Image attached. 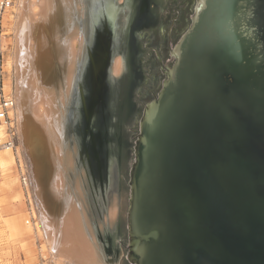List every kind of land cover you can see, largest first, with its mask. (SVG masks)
Wrapping results in <instances>:
<instances>
[{"label":"water","instance_id":"obj_1","mask_svg":"<svg viewBox=\"0 0 264 264\" xmlns=\"http://www.w3.org/2000/svg\"><path fill=\"white\" fill-rule=\"evenodd\" d=\"M147 34L151 85H143L130 173V263L264 264V0H170ZM108 60L93 72L96 85ZM107 79L118 88V78Z\"/></svg>","mask_w":264,"mask_h":264},{"label":"bare ground","instance_id":"obj_2","mask_svg":"<svg viewBox=\"0 0 264 264\" xmlns=\"http://www.w3.org/2000/svg\"><path fill=\"white\" fill-rule=\"evenodd\" d=\"M85 5L84 0H14L7 29L8 43H4L7 47L4 86L6 94L14 100L10 117L17 133V151L29 173L36 214L38 211L41 233L38 237L44 240L42 250L52 264H111L99 249L89 218L83 193L85 180L74 175L75 149L72 150L68 134L70 106L82 109L85 124H90L94 113L89 115L81 84H78L79 92L76 90L77 100L74 98L87 44L85 19L82 28L78 25L86 16ZM125 16L123 12L118 21L121 25L126 23ZM95 20L92 40H97L99 31ZM98 23L101 27L105 19L98 18ZM125 70L123 57H115L110 66L111 75L120 77ZM79 97L82 106L78 105ZM95 101L93 98L91 105ZM112 105L116 112V105ZM0 136L1 139L6 136L3 125ZM3 144L0 143V168L8 169L16 163V157L13 149ZM109 162L111 172L115 161ZM115 214L114 207L109 217L111 222Z\"/></svg>","mask_w":264,"mask_h":264},{"label":"rangeland","instance_id":"obj_3","mask_svg":"<svg viewBox=\"0 0 264 264\" xmlns=\"http://www.w3.org/2000/svg\"><path fill=\"white\" fill-rule=\"evenodd\" d=\"M84 1L86 3V16L79 20L78 24L82 28L85 25L82 24V21L85 19L87 44L80 62L81 71L87 67L88 60L92 56V53H95L94 61L98 63V65L93 63L94 71L98 68L103 69V66H99V63H106V58H109L108 62L110 61V66L115 57L117 58L118 56H122L127 64V58L124 54L119 53L115 56L112 55L114 48L119 52L121 51L120 49H122V47L120 48L117 45L113 46V42L118 41L119 43L121 38V31L115 32V21L117 23L124 12L126 14L125 19L127 27L129 25L128 21L132 15V9H129L131 8L129 7L130 3L134 2L135 5H140L142 4V0H113L112 5L115 7L114 9L112 8L113 13H110V16L104 18L106 21L101 27L98 25V18L100 17H98L97 14L99 11L96 10L95 15L89 10L90 2L92 4L94 3L96 6L97 0ZM169 1L170 0H156V11L159 22ZM94 9L98 8L94 7ZM119 11L122 12L119 13V15H116ZM92 15L94 16V21H92ZM95 18L97 19V30L99 31L96 32L97 40L96 45L93 48L89 44L88 33L90 22L94 25L96 23ZM157 27L158 25L156 28ZM7 43L8 40L5 41V44ZM150 47L151 35L142 34V38L139 39V49L141 59H143L142 68L144 79L140 86H136L135 89H133L131 96L129 95L130 103L134 109H132L131 114L127 116V119L122 120L124 116L122 112V116L118 114L120 113L119 108L122 100L120 97L121 92L117 87L114 89V84H112L113 86L110 85L109 79H107L109 75H111L110 66L107 67L108 70L105 72L103 84H97L98 87H101V93L98 97H94V99L96 98V101L93 105H91L92 100L90 97L95 93L96 81L89 78L88 70V78L85 77V80L83 79L81 82H76V89L74 92L77 89L79 90L78 84H81L80 86H82L87 107H97L94 111L95 114L93 113L91 116L90 126L88 125L87 127V124L84 122V112L82 109L79 110L76 109V106H70V128L68 134L72 150L74 151L75 149L76 167L74 165V170L77 171H74V175L76 173L75 178L83 176L82 178L85 180L83 193L85 194L89 218L93 226L99 249L103 257H105L111 264H132L128 259L129 236L126 216L130 197V173L135 163V144L139 134L140 120L142 118L143 85H151ZM6 55L7 51L5 57ZM5 61L7 63L6 59ZM82 74L84 78L85 69L84 72L82 71L81 75ZM111 86L113 90L110 89ZM77 91L76 94H74L76 100ZM113 103L116 105V112L113 110ZM80 104L81 101L79 98L78 105L82 106ZM113 123H118L114 131H112ZM112 133L115 135L113 137L115 140L113 144L109 139V135ZM5 137L6 136H3L1 139L0 136V143L5 142ZM1 152L2 150L0 149V154H2ZM15 157L17 161V153H15ZM22 158L21 161L27 172L25 161ZM110 160L115 161L114 168L116 170L117 180L114 181L110 175L111 172L108 171L110 168ZM16 163L8 169L0 168V264H35L39 256V244H42L43 246L44 240L42 237H38L41 235L37 223L38 211L37 214L35 213L34 222H29L27 204L20 186L19 177L16 171ZM27 175L29 177L28 172ZM30 194L33 197L32 190L30 191ZM113 206L115 207L116 214L111 222L109 217L110 213L114 210ZM50 261L46 264H52V261Z\"/></svg>","mask_w":264,"mask_h":264},{"label":"flooded vegetation","instance_id":"obj_4","mask_svg":"<svg viewBox=\"0 0 264 264\" xmlns=\"http://www.w3.org/2000/svg\"><path fill=\"white\" fill-rule=\"evenodd\" d=\"M90 1V0H89ZM113 0H98V4L96 6L90 2L89 5V10L96 15V10L99 11V15L97 14L98 17L101 19L106 18L110 16V13H113L112 8L113 7ZM142 4L140 5H135L134 2L130 3L131 8V18L129 19V25L126 27V23L124 22L122 25L118 22V24L115 21V32L116 31H121V38L119 40L118 46L122 49H120L121 53L124 54L127 58V64H126V70L122 74L121 77H115L119 79V86L118 88H121V102H120V113L124 114V117L122 120L127 119V114L130 115L132 109L134 107L130 103V98L129 95L131 96L133 89H135L136 86H140V84L143 83V59H141V53L139 49V39L142 38V34L144 35L145 33L147 34L148 32L154 30V28L158 25V17H157V2L156 0H142ZM94 7L98 9H94ZM128 10V9H127ZM103 11V12H102ZM129 11V10H128ZM122 11H119L116 15H119ZM129 14V12H128ZM93 21V20H92ZM118 21V20H117ZM125 24V25H124ZM94 25V24H93ZM124 25V26H123ZM95 26V25H94ZM126 27V28H125ZM122 28V29H121ZM92 23L90 22L89 26V44L94 48L95 47V42L96 40H92ZM172 33L170 32L167 34L166 42H167V47L170 52V58L171 56V46L173 45V38H172ZM116 35V33H115ZM94 39V38H93ZM117 42V41H115ZM117 45V44H115ZM95 53H92L93 60L89 58L87 67L84 69L85 74L83 78V74L81 75V80H85V77H87V70L89 73V78L93 79L94 74H93V63L97 64L98 63L95 60ZM157 64L159 65V72L162 74V76H165L164 69L166 68L164 64L163 59H157ZM101 64L99 63V66ZM90 67V68H89ZM84 69L82 70L84 72ZM93 77V78H92ZM114 77V76H113ZM98 87V85H96ZM81 89V86H80ZM79 89V90H80ZM79 92V91H78ZM82 93V92H80ZM153 95V92L151 93V96ZM80 98V97H79ZM81 99V98H80ZM92 100V99H91ZM124 110V111H123ZM126 115V116H125Z\"/></svg>","mask_w":264,"mask_h":264},{"label":"built area","instance_id":"obj_5","mask_svg":"<svg viewBox=\"0 0 264 264\" xmlns=\"http://www.w3.org/2000/svg\"><path fill=\"white\" fill-rule=\"evenodd\" d=\"M14 7V0H0V125L5 126V142L17 153L16 171L19 177L21 189L24 193L25 201L27 204V213L29 216V222H34V216L36 213L33 197L30 194L31 185L30 180L23 166V162L17 151V133L13 125L10 114L14 108V100L10 95L5 92V51L4 43L7 40V29L10 22V15ZM7 49V47H6ZM3 144V145H4ZM49 260L45 259V253L42 250V244H39V256L35 264H46Z\"/></svg>","mask_w":264,"mask_h":264}]
</instances>
